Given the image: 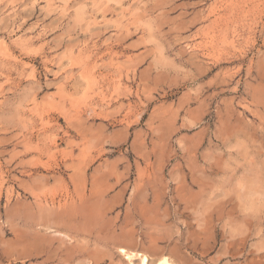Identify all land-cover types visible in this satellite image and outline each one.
Listing matches in <instances>:
<instances>
[{"label": "rangeland", "instance_id": "rangeland-1", "mask_svg": "<svg viewBox=\"0 0 264 264\" xmlns=\"http://www.w3.org/2000/svg\"><path fill=\"white\" fill-rule=\"evenodd\" d=\"M104 227L264 264V0H0V264H77Z\"/></svg>", "mask_w": 264, "mask_h": 264}, {"label": "bare ground", "instance_id": "bare-ground-1", "mask_svg": "<svg viewBox=\"0 0 264 264\" xmlns=\"http://www.w3.org/2000/svg\"><path fill=\"white\" fill-rule=\"evenodd\" d=\"M259 94V93H258ZM126 166V165H125ZM258 169V168H257ZM111 171V170H110ZM107 173V172H106ZM107 176V175H106ZM81 177V176H80ZM106 178V177H105ZM119 178V177H118ZM99 180V178H98ZM120 182V181H119ZM78 183V182H77ZM47 184V183H46ZM255 184V183H254ZM249 186V185H248ZM252 186V185H251ZM41 187V186H40ZM99 188V186H98ZM68 195V194H67ZM89 197V196H88ZM102 197V196H101ZM104 197V196H103ZM104 199V198H103ZM249 199V198H248ZM85 200V199H84ZM22 203V202H21ZM32 203V202H30ZM75 205V204H74ZM38 206V205H37ZM90 206V205H89ZM55 207V206H54ZM51 208V207H50ZM58 208V207H57ZM88 208V207H87ZM108 208V207H107ZM80 209V207H79ZM83 209V208H82ZM55 210V209H54ZM21 211V210H20ZM23 211V210H22ZM85 211V210H84ZM83 211V212H84ZM135 211V210H134ZM81 212V215L82 213ZM77 213V211H76ZM23 214V213H22ZM67 214V213H66ZM30 215V214H29ZM28 215V216H29ZM35 215V214H34ZM72 215V214H71ZM85 215V213L83 214ZM96 215V214H95ZM105 215V213H104ZM103 215V216H104ZM27 216V217H28ZM53 214L50 213L47 210L41 209L37 212L36 215V226L38 232L42 231V227L46 223L51 224V219H52ZM60 216V214H59ZM14 217V216H13ZM63 217V216H62ZM87 218V215L85 216ZM84 217V218H85ZM89 217V216H88ZM99 217V216H98ZM94 218V217H93ZM163 218V217H162ZM161 218V219H162ZM54 219V218H53ZM52 219V221H53ZM95 219V218H94ZM60 219V221H56L55 223L58 225L59 228H64L68 231H73V232H79L83 228L80 222L81 218L79 219V214L74 215V219ZM28 221V220H27ZM32 221V220H31ZM89 221L92 222V220ZM25 222V221H24ZM35 222V221H34ZM54 222V221H53ZM60 222V223H59ZM97 222V221H96ZM17 223V222H16ZM87 223V222H86ZM21 224V223H20ZM27 224V223H26ZM30 224V223H29ZM55 224V225H56ZM92 224V223H91ZM99 224V223H98ZM108 224V223H106ZM105 224V225H106ZM22 225V224H21ZM25 225V224H24ZM52 226V225H51ZM140 226V225H139ZM26 227V226H25ZM35 227V226H34ZM87 226H85L86 228ZM90 226L89 228H91ZM124 227V226H123ZM146 227V226H145ZM93 228H96L95 225ZM105 228V227H104ZM109 228V227H108ZM105 228L104 230L107 232V236L102 240L103 241V246L104 248L101 250L102 254H99V252L95 250H88L86 252L80 251V254H73L67 252L69 255L68 260L71 261V259H78L76 260L77 264H108L107 259L105 257H108L110 260H112V263L109 264H173L171 263L170 258L168 255H165L161 248L158 245L153 246L150 248H145V243H144V238H140V236L135 235L132 232L128 231H117L116 229H108ZM30 229V228H29ZM92 229V228H91ZM89 230V229H88ZM137 230V229H136ZM30 231V230H29ZM65 231V230H64ZM87 231V230H86ZM58 232V231H57ZM81 232V231H80ZM98 232V231H97ZM101 232V231H100ZM62 233V231H61ZM67 233V232H66ZM71 233V232H69ZM160 233V232H159ZM36 234V233H35ZM48 235V232H47ZM64 235V234H63ZM184 235V234H183ZM84 236V235H83ZM82 236V237H83ZM40 237V236H39ZM21 238V237H20ZM101 239V238H100ZM36 240V239H33ZM95 240V239H94ZM18 241V240H17ZM49 241V240H48ZM60 241V240H59ZM5 242V241H4ZM21 242V240H20ZM37 242V241H36ZM39 242V241H38ZM41 242V241H40ZM72 243V242H71ZM44 242L42 243V245ZM49 244V243H48ZM96 244V243H95ZM99 244V243H98ZM101 244V243H100ZM31 245V244H30ZM29 245V246H30ZM51 245V243H50ZM7 246V245H6ZM82 246V245H80ZM51 247V246H50ZM7 248V247H6ZM26 248V247H24ZM30 248V247H29ZM62 248V247H61ZM8 249V248H7ZM12 249V248H11ZM20 249V248H19ZM59 249V248H58ZM89 249V248H88ZM164 249V248H163ZM18 250V249H17ZM82 250V248L80 249ZM87 250V249H86ZM23 251V250H22ZM72 251V250H71ZM73 252V251H72ZM75 252V251H74ZM165 252V251H164ZM16 253V252H15ZM77 253V251H76ZM4 254V253H3ZM18 254V253H17ZM57 254V253H56ZM62 254V253H61ZM81 255H87V259L80 261V256ZM22 257V255H21ZM47 258V257H46ZM54 258V257H53ZM59 258V257H58ZM117 258V260H116ZM50 260V259H49ZM67 260V261H68ZM184 260V259H183ZM59 261V259H58ZM110 262V261H109Z\"/></svg>", "mask_w": 264, "mask_h": 264}]
</instances>
